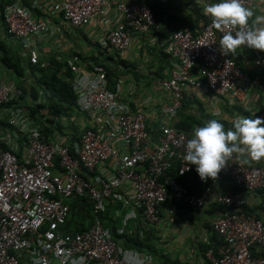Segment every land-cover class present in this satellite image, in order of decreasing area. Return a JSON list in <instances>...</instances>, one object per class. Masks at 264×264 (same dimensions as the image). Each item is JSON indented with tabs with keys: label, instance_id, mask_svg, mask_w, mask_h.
I'll use <instances>...</instances> for the list:
<instances>
[{
	"label": "built area",
	"instance_id": "obj_1",
	"mask_svg": "<svg viewBox=\"0 0 264 264\" xmlns=\"http://www.w3.org/2000/svg\"><path fill=\"white\" fill-rule=\"evenodd\" d=\"M243 3L253 7V0ZM110 8L119 15L105 38L112 50H127L132 34H155L150 46L172 63L169 76L158 83L170 102L158 105L156 127L149 131L148 117L121 101L122 82L116 81L114 90H109L105 67L89 64L84 68L78 55L70 53L56 61L72 72L78 110L58 118L64 133L53 128L45 134L27 107L8 105L21 94L16 83L23 79L14 76L0 82V122L5 124L0 127V264H169L117 244L104 227L111 209L115 207L113 219L121 213L117 235L132 236L153 231L162 215L173 217L179 206L203 210L212 205L221 208L212 222L221 244L215 248L211 241L205 242L207 264H264V166L244 165L234 156L201 193H191L180 180L195 169L184 160L191 136L175 127L187 88L213 103L241 102L247 89L255 88L264 116V83L260 80L264 52L246 46L237 49L252 54L255 75L249 78L234 63V52L225 55L219 49L225 32L233 30L234 34L235 30L216 28L211 18L199 33L181 29L160 37L167 17L157 18L143 4L111 0L50 4V12L73 28L104 17ZM52 29L49 15L36 18L18 0L2 6L0 42L19 46L18 54L30 65L53 67L49 52L34 44ZM31 103L47 107L40 91ZM206 108L214 119L220 117L210 102ZM225 179L233 190L216 192L214 184ZM198 181H202L199 176ZM256 191L263 198L260 216L246 213L242 196ZM73 199H83L89 209L83 231L64 230Z\"/></svg>",
	"mask_w": 264,
	"mask_h": 264
},
{
	"label": "crops",
	"instance_id": "obj_2",
	"mask_svg": "<svg viewBox=\"0 0 264 264\" xmlns=\"http://www.w3.org/2000/svg\"><path fill=\"white\" fill-rule=\"evenodd\" d=\"M12 1V0H11ZM59 0H18V3L30 10L36 18L48 16L53 25L49 35L40 37L35 41L38 49H45L50 56L64 60L70 53L79 57V65L85 66L102 61L105 67L112 71L115 82L120 81L123 89L120 94L121 101L129 104L133 110H140L148 117L147 126L154 130L158 120V105L170 102L168 93L163 91L158 83L166 79L172 68V63L165 55L151 47V40L155 34L131 35L127 50L116 52L106 44V34L119 20V15L113 8L107 10L104 17L97 18L85 27L73 28L60 20V17L50 12L51 2ZM123 4L137 3L150 7L154 13H167L172 16L169 22V31L173 29H187L193 34L199 33L208 22L203 9L216 0H111ZM25 2L29 7L23 4ZM40 7L43 8L44 13ZM255 14H264V0H253L251 8ZM254 18V17H253ZM60 30L56 31L55 27ZM106 44V45H105ZM19 46H8L19 51ZM234 63L249 78L255 75L252 65V54L248 50H237L232 54ZM11 71L0 65V82L10 81ZM31 74L26 73L22 81L27 87L31 81ZM245 99L233 103L227 100L213 103L211 98L192 89H184V97L196 100L201 104L205 114L212 116L207 106L213 105L220 117L216 120L233 123L240 116L264 118L262 98L255 88H248ZM188 98V99H189ZM239 163L248 166H264V158L260 160H244L237 158ZM216 192L233 190L227 179L214 184ZM245 210L260 216L262 205V192H244ZM220 216L217 206H209L203 210H192L179 206L173 217L162 215L161 223L153 230L150 240L153 242V253L157 261L160 257L168 258L174 264H207L204 258L206 241H211L215 248L221 244L212 230V222ZM264 255V254H263Z\"/></svg>",
	"mask_w": 264,
	"mask_h": 264
},
{
	"label": "trees",
	"instance_id": "obj_3",
	"mask_svg": "<svg viewBox=\"0 0 264 264\" xmlns=\"http://www.w3.org/2000/svg\"><path fill=\"white\" fill-rule=\"evenodd\" d=\"M13 1L14 0H6L5 2V0H1L0 11L3 4H9ZM23 4L29 7L25 2H23ZM155 15L157 18H161L162 16L167 17L165 28L158 33L160 37H164L169 31V22L171 21L172 16L163 12L160 14L155 13ZM173 30L176 31L181 29L175 28ZM7 47L8 46H5L3 42H0V65H2L5 70L11 71L12 77L16 76L18 80L24 79L27 72L31 74L32 78L27 87L23 86V80L16 83L17 90L21 91V94L10 101L8 105H16L18 107L23 105L27 107L31 119H33L40 126L41 131L45 134H49L53 128L61 133H64L65 130H63V127H60L58 124V118L69 117L72 113L78 110L76 104V95L71 85V80L73 78L72 72L63 63L57 62L53 56H48V62L53 66L52 68H43L40 64L34 66L30 65L24 57L18 54V51ZM94 64L105 67L102 61L96 62ZM61 71H63L62 75L59 73ZM105 72L108 82V89L114 90V85L116 83L115 76L112 71L106 67ZM193 72L195 73L196 69ZM260 80L264 83V72L261 73ZM39 91L44 94V97L47 100V107L41 103H31V101H35L38 98ZM27 97H29L30 100H27ZM188 98L184 97L181 108L177 112L178 121L175 127L178 130L185 132L187 135L192 136V130L195 127L202 126L205 121L211 120L213 118L210 115L205 114L203 107L199 102L190 99L192 96H190L189 99ZM45 109H47L46 113H43ZM219 122H221L226 129L232 127L233 125V123H225L222 121ZM4 125L5 124L3 122H0V127H3ZM148 130L153 131L150 130V128H148ZM173 168L174 166L170 172L174 170ZM180 180L191 193L196 194L201 193L207 186H209L210 183L209 179L199 182L198 174L194 168L189 174L180 178ZM69 206L71 209V215L64 227V230L69 232L85 230L87 226L83 223L86 217L89 216V209L86 205V202L83 199H73L69 203ZM165 206H169V203L167 202ZM218 208L220 211L221 208ZM114 210L115 207L111 209L109 213L110 216H106L104 223V227L109 229L114 241L123 249L152 254L153 242L150 240V237L153 236V231H145L142 233V235H139V233L132 236L117 235L116 229L119 226V221L118 219L112 218ZM246 213L249 214L247 211ZM139 229L140 228L137 230L139 231ZM159 260L169 264H174V262H170L168 258L160 257Z\"/></svg>",
	"mask_w": 264,
	"mask_h": 264
},
{
	"label": "clouds",
	"instance_id": "obj_4",
	"mask_svg": "<svg viewBox=\"0 0 264 264\" xmlns=\"http://www.w3.org/2000/svg\"><path fill=\"white\" fill-rule=\"evenodd\" d=\"M203 11L216 28L235 30L234 34L228 30L221 37L219 49L223 54L233 53L241 46L264 52V14H255L243 0H216L208 3ZM234 156L244 160L264 158V118L240 116L227 129L216 119L205 121L192 130L184 160L195 166L204 181L215 180L228 159Z\"/></svg>",
	"mask_w": 264,
	"mask_h": 264
},
{
	"label": "rangeland",
	"instance_id": "obj_5",
	"mask_svg": "<svg viewBox=\"0 0 264 264\" xmlns=\"http://www.w3.org/2000/svg\"><path fill=\"white\" fill-rule=\"evenodd\" d=\"M106 45V44H105ZM107 49L109 48L108 47V45H107V47H106ZM106 66V65H105ZM107 67V66H106ZM63 130H65L64 128H63ZM77 130V128H76V125H74V131H76ZM120 216H121V213H119L118 215H117V219H118V221H119V219H120Z\"/></svg>",
	"mask_w": 264,
	"mask_h": 264
}]
</instances>
